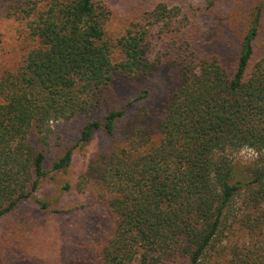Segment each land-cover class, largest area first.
Instances as JSON below:
<instances>
[{"label": "trees", "instance_id": "16d2710c", "mask_svg": "<svg viewBox=\"0 0 264 264\" xmlns=\"http://www.w3.org/2000/svg\"><path fill=\"white\" fill-rule=\"evenodd\" d=\"M3 2L28 44L16 68L0 71V219L29 199L48 211L50 203L36 195L43 182L69 168L75 147L102 131L112 138L111 149L92 156L77 182L61 185L87 191L115 218L97 249L99 264H202L230 229L250 233L258 250L244 253L235 243L230 263L264 264V56L253 62L259 14L232 74L216 56L178 44L181 80L159 121V140L145 123L146 88L102 118L90 117L76 144L47 169L53 123L98 111L117 71L146 78L159 66L148 58L151 33L175 30L181 9L154 5L114 43L108 12L95 0ZM115 46L123 53L119 62ZM244 148L257 157L242 178L233 154Z\"/></svg>", "mask_w": 264, "mask_h": 264}, {"label": "rangeland", "instance_id": "374dc122", "mask_svg": "<svg viewBox=\"0 0 264 264\" xmlns=\"http://www.w3.org/2000/svg\"><path fill=\"white\" fill-rule=\"evenodd\" d=\"M95 2L108 12L106 32L107 37L114 43H117L145 10L161 2L179 6L181 22L172 32H162L156 27L151 33L148 58L156 61L159 66L151 70L146 78H131L117 71L106 92L108 99L98 111L90 116L77 114L71 119L53 123L49 145L45 148L47 169H52L54 161L76 144L80 130L90 117L102 118L108 109L123 105L146 88L150 89V94L146 99L148 117L145 123L154 139L159 140V121L167 113L170 98L181 80L179 66L175 61L180 42L189 43L190 49H195L200 57L216 56L221 65L232 74L238 62L243 36L247 33L253 17L259 14V34L255 40L253 62L264 56V0ZM6 6L0 0V71L16 68L21 61L24 46L28 44L21 36L18 21L7 15ZM112 57L114 62L123 58L119 46L114 47ZM112 144L111 137L98 131L89 142L75 147L73 164L69 168L50 173L52 178L46 179L36 193L50 203L48 211H41L37 203L29 199L11 214L0 219V264H99L97 249L111 236L115 218L110 210L90 198L87 191L78 190L75 186L66 192L61 190V185L68 179L76 181L89 159L100 152L108 151ZM256 157L257 153L251 148H244L233 154L239 177H246L244 167ZM76 182L73 183L76 185ZM81 203L87 204V208L73 209ZM57 209H62V212H55ZM253 242L254 239L245 230L230 229L228 237L221 245L222 249H211L202 264H231L230 246L237 243L245 247L244 253L250 247L258 252L252 245Z\"/></svg>", "mask_w": 264, "mask_h": 264}]
</instances>
